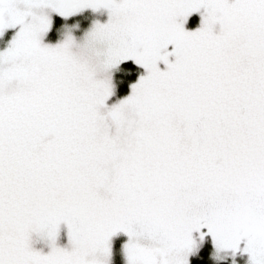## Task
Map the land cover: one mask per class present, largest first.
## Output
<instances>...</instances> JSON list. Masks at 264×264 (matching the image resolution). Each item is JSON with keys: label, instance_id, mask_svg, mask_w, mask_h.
<instances>
[{"label": "snow or ice", "instance_id": "obj_1", "mask_svg": "<svg viewBox=\"0 0 264 264\" xmlns=\"http://www.w3.org/2000/svg\"><path fill=\"white\" fill-rule=\"evenodd\" d=\"M0 264H264V0H0Z\"/></svg>", "mask_w": 264, "mask_h": 264}, {"label": "rangeland", "instance_id": "obj_2", "mask_svg": "<svg viewBox=\"0 0 264 264\" xmlns=\"http://www.w3.org/2000/svg\"><path fill=\"white\" fill-rule=\"evenodd\" d=\"M117 260L119 261V257H117Z\"/></svg>", "mask_w": 264, "mask_h": 264}]
</instances>
